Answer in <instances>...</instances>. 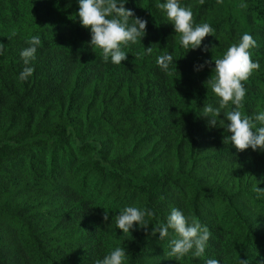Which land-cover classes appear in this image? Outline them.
Wrapping results in <instances>:
<instances>
[{
  "label": "rangeland",
  "instance_id": "obj_1",
  "mask_svg": "<svg viewBox=\"0 0 264 264\" xmlns=\"http://www.w3.org/2000/svg\"><path fill=\"white\" fill-rule=\"evenodd\" d=\"M49 1L53 11L56 9L57 13V0ZM241 2L242 0H180L181 6L191 7L194 23L208 22L214 29L212 36H206L202 41V47H205L206 51L189 50L184 55V50L179 48L172 26L155 7L154 0H127L124 7L132 9L136 17L147 21L145 35L140 43H136L138 49L141 51L144 48H150L151 51L144 59L130 57L124 65V72L126 78H130L135 87L138 81L143 86L149 82H155V93L151 98L156 96L158 100L149 105L136 104L138 113L134 116L136 125L133 128L127 126L122 137L119 134L123 129L117 124L113 126L111 118L106 119V114L108 116L109 112L115 113L121 107L115 100L111 104L109 102L105 104L103 101V94L107 99L112 97V93L116 90L115 83H110L108 92L99 93L95 97L89 85L92 81L99 79L101 73L94 72L80 87L79 92L77 91V97L72 104L62 106L60 101H57L54 107L50 98L58 97L61 93L55 90L54 93L46 95L48 89L45 87L48 84L45 83L38 88L36 85H29L27 88L30 90L29 97L18 102L19 97H13V94L20 90L21 81L18 79V74L25 65L22 63L19 71V64L12 54L1 65L3 78H0V122L10 117L11 121L14 120L15 129L28 125L27 134L31 135L32 129L39 124L48 122L50 119H58L59 108H61L62 111L71 113L70 117L73 120L84 122L87 121V117H91L95 121L92 131L96 133V139L100 135L105 143L109 141V135L115 139V145L112 144L113 153H116L115 149L125 148L124 143L136 149L138 153H145V151L148 153L152 145L157 143V152L154 156H147V160L141 163L138 174L145 172L151 177L163 180L168 198L162 205L164 210H161V217H157L154 212L155 216L149 218V222L153 225L157 220L163 222L173 207L181 210L189 220H197L208 228L210 235L206 252L222 264L224 262L215 255L233 238L222 215L227 203L216 191L226 189L224 192L228 198L233 194L229 209L239 211L242 218L253 221L254 229L264 236V213L259 210L260 203L264 202V192L256 190H264V152H252L246 149L237 153L231 145L223 143L225 133L222 128H219V121L217 128L206 125L205 118L200 117L199 108L209 103L214 107L218 106L217 98L206 82L212 75L210 69L213 65L210 63L202 71L194 72L193 64L210 61L211 57L213 60L218 58L230 44L238 41L242 33H250L256 41V46L249 50L250 57L257 61L260 67L252 72L247 81L243 82L247 91L240 110L244 114L251 115L264 109V0H243L245 4L243 8L239 6ZM160 20H164L163 24L169 33L167 41H162V35L158 32ZM149 23H152L150 28ZM25 46L22 41L17 40L11 45V52L19 55V51ZM165 52L171 54L175 61V67H172L171 73L162 72L156 64V58ZM151 61L155 62L151 64ZM32 63L34 68L35 65H41L39 59ZM152 75H155L156 80H152ZM65 77L66 85L71 84L73 72L70 66L66 68ZM62 86L65 87V85ZM72 91L73 89L69 88V92ZM40 94L42 96H39ZM119 94L125 95V91L122 90ZM36 97V103L30 106L31 99L34 100ZM92 100H95V103L87 110ZM146 107L158 117L165 119L169 117L167 122L159 128H150L142 123L140 119ZM106 109L109 112H106ZM224 111L226 109L221 110L222 113ZM105 112L106 114H103ZM220 118L222 114L218 117ZM72 131L73 124L69 122L66 135ZM127 132L136 137L132 140L125 139ZM151 133L153 136H150ZM192 139L195 140L193 146L190 144ZM63 148L74 157L83 160L92 156L93 162L99 160L103 150L101 143L95 140L91 154L81 153L80 144L75 142L74 137H67ZM33 153L32 159L24 153L13 160L5 158L0 161V178L5 179L7 175L6 182L0 181V184H3L0 190V202L9 203L15 206L14 208L19 207L20 210L16 215L19 213L25 215L28 224L43 225L47 229L48 242L45 243V254L37 258L38 264H59L61 259L69 262L71 243L76 242L80 227L83 230L86 229L84 242L89 245L92 256L84 254L72 264H93L96 259L102 258L116 246H123L129 257L123 241L132 237L133 234H123L115 229L114 219L105 222L96 216L97 213L94 210L96 201L79 190L80 185L74 172L65 174L64 181L57 186L59 193L56 196H60L69 205L66 207L67 213H63L65 208L58 209L54 205L38 206L36 198L38 191L42 188V182L36 179L39 172L32 173L31 165L38 159H45V165L52 168L54 162L48 160L51 155L50 150L43 144L36 146ZM17 173H24L27 176L20 178L16 188V185L8 179ZM133 203L135 205V201ZM7 213L9 214L6 212L4 216H0V264H13L5 252L9 249L8 242L2 236L6 228L11 227L13 232L18 234L15 241H27L32 238L29 227H23L18 219L7 218ZM94 227L98 229V232ZM133 230H130V233H133ZM148 230H151V224ZM70 231L73 233L68 234ZM96 233V240L92 243ZM170 238L166 236L159 239L158 233L155 234L153 238L155 243L149 244L146 250L142 251L141 262L143 264H204L206 259L204 256L188 255L178 260L168 256ZM34 252L33 249L32 253ZM88 257H91L90 260ZM128 257L125 264H131Z\"/></svg>",
  "mask_w": 264,
  "mask_h": 264
},
{
  "label": "trees",
  "instance_id": "obj_2",
  "mask_svg": "<svg viewBox=\"0 0 264 264\" xmlns=\"http://www.w3.org/2000/svg\"><path fill=\"white\" fill-rule=\"evenodd\" d=\"M56 4L58 6L57 13L56 9L53 11L49 0H0V44H4L3 54H0V78H3L1 65L11 54L19 64V71L20 66H22L19 55H14V52H11V45L17 40L26 45L30 35L39 34L41 44L36 53V60L39 59L41 65L33 67L32 76L20 82V90L13 94V97L18 96V102L26 100L29 97L30 90L27 89L29 85H36L38 88L45 83L48 84L45 87L48 89L46 95L54 93L55 90H58L59 94L61 93L58 97L50 98L54 107L57 101H60L62 106L72 104L77 97V91L79 92L80 87L84 85L88 77L94 72H99L101 77L92 81L89 88L96 97L99 93L108 92L110 83H115L116 90L112 93V97L107 99L102 93L103 101L105 104L108 102L111 104L115 100L121 108H118L115 113H110L106 109V112H109L108 116L106 112L103 114H106V119L111 118L113 126L117 124L119 128L123 129L119 136H124V130L127 126L133 128L136 125L134 122V116L138 114L136 104L149 105L158 100L156 96L151 98L152 94L155 93V82H149L143 86L138 81L135 87L130 78H126L124 72V65L130 57L144 59L149 53L145 52L144 49L139 51L137 44H131L125 49L127 51L126 60L121 61V66L104 62L97 49L88 47L89 33L79 25L78 19H75V13L78 10L76 0H57ZM52 12L54 13L52 14ZM50 14L52 15L50 16ZM163 22L164 20L159 21L158 32L162 35L161 40L167 41L169 33ZM151 26L152 23H149V28ZM20 34L22 37L19 36ZM58 62L61 63L58 64ZM154 62L151 61L150 63L153 64ZM32 64L31 66H34ZM69 66L73 72V77L72 83L66 85L65 72ZM152 76V80H156L155 75ZM62 85L65 87L63 88ZM69 88L73 91L69 92ZM122 90L125 91V95L119 94ZM44 99L48 98L44 97ZM36 100L37 97L34 100L31 99L30 106H33ZM94 103L95 100H92L87 110ZM59 111L58 119H50L48 122L39 124L35 129H32L31 135L27 134L28 125L15 129L14 120L11 121L10 117L2 119L0 122V161L5 158L13 160L24 153H27L32 159L34 148L41 144L50 150L51 155L48 160L54 162L52 168L45 165V159H38L31 165L32 173L39 172L36 179L42 182V188L38 191L36 198L38 206L54 205L58 209L65 208L63 213H67L66 207L69 205L60 196H56L59 193L57 186L64 181L65 174L74 172L78 179V185H80L79 190L95 199L96 216L103 221H111L122 207L134 205L133 201H135V206L151 208L160 218L161 210H164L162 205L167 202L168 198L165 190L166 185L163 180L151 177L145 172L138 174V169L141 163L147 160V156H154L157 152V143L152 145L148 153L147 151L138 153L127 143H124L125 148L115 149L116 153H113L112 144L115 145V139L111 135H109V141L106 143L102 135L96 139V133L92 131L95 121L91 117H87V121L83 122L71 119V113L62 111L61 108ZM168 118L158 117L146 107L140 120L150 128H159L167 122ZM69 122L73 124V131L66 135ZM150 136L153 134L151 133ZM67 137L75 138V142L80 144L81 153L91 154L93 142L96 140L101 143L103 150L99 160L93 162L92 156L86 160L74 157L63 148ZM135 137V135L127 132L125 139L132 140ZM194 141V139L190 141L192 146ZM93 175L97 176L94 177ZM26 176L24 173H17L10 176L8 181L16 185L17 188L20 178H26ZM5 180L7 181V175L5 179L0 178L1 182H6ZM1 185L3 184H0V190ZM224 191L217 189L216 192L227 203L226 209L223 208L222 215L228 224L226 227L229 228L233 240L223 245V248L215 256L224 262L222 264H239V261L244 260H247L248 264H264V236L254 229L253 221L242 218L239 211L229 209L233 194L228 198ZM260 206L259 210L264 213V202H261ZM14 207L1 201L0 216L9 212L10 215L7 213L6 217L18 219L23 227H29L32 238L27 241H15L18 234L14 233L11 227L6 228L2 236L8 242L9 251H5L8 254L7 258L13 264H38L37 258L45 254V243L48 242L46 238L47 229L43 225L28 224L25 215L20 213L16 215L20 208ZM12 208L14 209L11 210ZM105 212L108 215L107 220L103 219ZM54 224L57 225L55 222ZM94 228L98 232V229ZM85 230L80 227V234L75 239L76 242L71 243L68 254L69 262L61 259L59 264H72L84 254L92 256L89 252V245L84 242ZM72 233V231L68 232V234ZM149 233L148 229H134L133 233H130L133 236L123 241V245L129 253L128 260L131 261V264H143L141 262L143 260L142 251L146 250V246L149 244L155 243L153 240L155 235H149ZM96 237L97 233L92 239V243L95 242ZM33 249L35 250L34 253H32ZM204 257L208 258L211 255L205 252ZM88 258L90 260L91 257Z\"/></svg>",
  "mask_w": 264,
  "mask_h": 264
},
{
  "label": "clouds",
  "instance_id": "obj_3",
  "mask_svg": "<svg viewBox=\"0 0 264 264\" xmlns=\"http://www.w3.org/2000/svg\"><path fill=\"white\" fill-rule=\"evenodd\" d=\"M126 3L127 0H76L78 10L75 19H78L79 25L89 33L88 47L97 49L104 62L117 66H121V61L126 60L125 49L131 44L140 43L147 24L145 19L136 17L132 9L125 8ZM154 3L163 18L172 26L184 55L189 50L200 49L201 52L207 50L202 47V41L206 36H212L214 29L208 22L194 23L190 6H181L180 0H154ZM239 6L245 7L243 0ZM40 44V35L33 34L27 38L26 46L19 51V57L25 65L18 74L20 81L32 76L34 68L31 63L36 60ZM255 46L256 41L252 35L244 32L238 41L230 44L218 58L213 60L211 57L210 61L193 64L194 72L202 71L210 63L213 65L210 69L212 75L206 82L217 98L218 106L203 104L199 108L200 117L205 118V123L210 128H217L219 121V128L225 133L223 143L231 145L237 153L246 149L264 152V109L251 115L240 110L247 91L243 82L260 67L259 63L250 57L249 50ZM3 49L4 44H0V54H3ZM144 50L151 51L150 48ZM156 64L165 73H171L172 67H175L172 55L167 52L156 58ZM222 109L226 111L222 113ZM221 114L222 118L218 119ZM154 216L151 208L125 205L115 215V229L129 235L130 230L134 228L147 230L151 224L149 235L158 233L159 239L171 237L168 240V256L178 260L188 255L192 257L205 255L210 235L205 225L194 219L189 220L175 207L171 208L163 222L157 220L153 225L149 218ZM103 219H108L107 212ZM127 257L125 248L116 246L102 258L96 259L93 264H125ZM204 264H220V261L208 257ZM239 264H248V261H239Z\"/></svg>",
  "mask_w": 264,
  "mask_h": 264
}]
</instances>
